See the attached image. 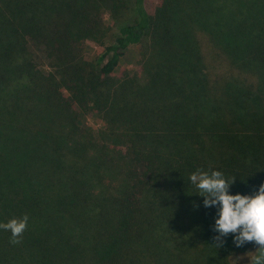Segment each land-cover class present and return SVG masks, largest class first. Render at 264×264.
Wrapping results in <instances>:
<instances>
[{
  "label": "trees",
  "instance_id": "obj_1",
  "mask_svg": "<svg viewBox=\"0 0 264 264\" xmlns=\"http://www.w3.org/2000/svg\"><path fill=\"white\" fill-rule=\"evenodd\" d=\"M250 1L133 0L109 37L99 10L116 20L127 0H0V223L29 217L19 244L0 229V264L219 258L218 209L189 177L221 171L233 195L264 184V6ZM140 43L142 72L117 76Z\"/></svg>",
  "mask_w": 264,
  "mask_h": 264
},
{
  "label": "clouds",
  "instance_id": "obj_2",
  "mask_svg": "<svg viewBox=\"0 0 264 264\" xmlns=\"http://www.w3.org/2000/svg\"><path fill=\"white\" fill-rule=\"evenodd\" d=\"M190 182L198 189L203 197L205 207L215 206L218 209L213 231L217 249L223 247L225 238L233 235V243L237 248L248 243H254L255 251L243 255H230L227 264H264V184L259 186L254 194H230V188L236 178H227L221 171L197 170L189 177ZM29 217L10 219L0 223V229L10 231L12 244L21 243V237L28 226Z\"/></svg>",
  "mask_w": 264,
  "mask_h": 264
},
{
  "label": "rangeland",
  "instance_id": "obj_3",
  "mask_svg": "<svg viewBox=\"0 0 264 264\" xmlns=\"http://www.w3.org/2000/svg\"><path fill=\"white\" fill-rule=\"evenodd\" d=\"M159 1L160 0H146V3L151 9L153 8L155 9V7L159 4ZM260 1L264 6V0H260ZM127 2H128V7L121 10V15H119V17L116 20L113 17L112 11L107 6H102V8H100L99 10L100 16L103 18L102 20L108 25L105 28H109L107 30V34L110 35L109 37H112L117 32L118 30L117 21L122 22L128 19H132L134 17L135 13L133 10V0H127ZM247 7H249L250 12H251L252 9L256 8L255 1L251 0ZM262 12H264V8ZM251 15H254V14H251ZM260 15L263 17V21H264V13ZM210 47H212V45L207 46L206 44V46L204 47L205 53L209 52ZM145 49H146L145 43L130 45V47L127 49L125 55L122 58L119 69L116 71L115 74L119 77H122V75H124L126 72L130 73L131 75L141 73L142 72L141 61H142L143 52ZM36 51H39V49L37 48ZM103 51H104V47L100 45L99 43H97L96 41L88 40L86 42L85 55L89 59L91 60L96 59V57L99 56L101 53H103ZM39 58L40 57H38V59ZM39 62L43 63L41 67L46 68V65H47L46 61L39 60ZM256 77H253L255 81L257 80ZM79 118H80L81 125L84 128L93 129L96 131V129L103 126L102 119L100 118V116H98L95 113H88V114L80 113ZM205 248L206 250H209V248H207L206 246ZM255 249H256V246L254 243H248L244 247L237 248L233 243V235L230 234L228 237L225 238V243L223 247L218 249L219 258L218 259L216 258L214 260L210 259L209 261L207 259L205 260V263L203 264H227V261L225 260L230 255L235 254L236 256H240L248 251H255ZM206 257L208 258V253ZM242 264H247V260L243 261Z\"/></svg>",
  "mask_w": 264,
  "mask_h": 264
}]
</instances>
